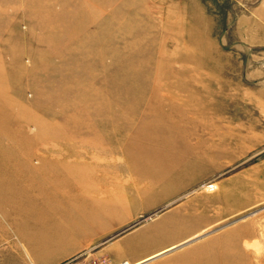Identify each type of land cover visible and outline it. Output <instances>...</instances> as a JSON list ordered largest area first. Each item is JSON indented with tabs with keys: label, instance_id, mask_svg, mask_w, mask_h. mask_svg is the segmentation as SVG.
<instances>
[{
	"label": "rangeland",
	"instance_id": "rangeland-1",
	"mask_svg": "<svg viewBox=\"0 0 264 264\" xmlns=\"http://www.w3.org/2000/svg\"><path fill=\"white\" fill-rule=\"evenodd\" d=\"M250 73L264 74V0H0V264H19L17 240L27 239L29 224L39 223L38 238L55 249L82 229L79 220L65 224L42 212L26 193L28 186L36 187L42 190L41 204L55 202L52 189L59 187L60 173L29 170L44 153L40 134L48 129L43 123L59 121L114 122L116 155L124 142L120 128L139 123L130 129L125 159L136 182L150 181L138 190L149 189V195L131 203L130 213L138 214L117 227L116 236L63 263L121 262L102 250L149 214L155 212L154 218L180 200L207 193L217 203L215 190L203 186L221 181L227 185L228 209L240 203L243 209L222 218L216 208L221 223L171 251L174 264H264V123L251 118L255 115L245 102L244 129L235 123V103L246 83L241 78ZM187 112L191 118H185ZM173 116L178 120L166 123ZM160 133L167 137L162 142ZM203 139L210 147L209 165L203 162ZM144 140L152 142L143 146ZM79 141L68 138L67 152H99L90 140ZM204 165L221 173L184 196L156 204L175 191L179 177L203 172ZM162 181L165 185L155 189ZM82 212L96 222L91 211ZM139 239L134 233L122 242L139 249L157 244Z\"/></svg>",
	"mask_w": 264,
	"mask_h": 264
},
{
	"label": "crops",
	"instance_id": "crops-1",
	"mask_svg": "<svg viewBox=\"0 0 264 264\" xmlns=\"http://www.w3.org/2000/svg\"><path fill=\"white\" fill-rule=\"evenodd\" d=\"M249 75L241 78V81L246 82L245 85L243 83L240 85L243 97L240 102L236 100L235 103V123L241 129H244V126H242L244 122V102L249 104L248 107L251 109V114L255 115L254 118H251L262 125L264 123V74L255 76L254 73H250ZM244 90L247 94L245 96ZM147 110H149V106L146 107L144 114ZM223 111L224 103L220 105V114ZM189 114L188 112L185 114L186 119L191 118ZM224 117L226 122V116ZM173 120L178 119L173 116L166 123L172 124ZM166 123L162 124V126L172 129ZM129 124L131 125V122ZM43 125H46L44 128L48 129L47 131L43 130L40 134V139L45 141L42 145L44 153L41 155L42 159H40L38 167H33L29 172L33 175L45 172H59L60 185L56 189H52L56 199L54 203H50L47 206L40 203V193L42 190L28 186L26 193L36 200L37 206L42 209V212L45 210L51 217L61 220L65 224L71 223L72 219L75 221L79 220L82 229L80 232H73L72 234L76 235L72 236L70 240H66L65 246L55 249L52 248L49 242L38 238V233L41 229L39 223L29 224L26 230L27 239L23 240L20 238L17 240L18 247L14 255L19 257V264H62L85 250L96 246L98 242L99 244L102 243V240L112 235L117 227L127 225L132 217L138 214V212L133 215L130 213L131 203H141L145 199L144 197L149 195L147 193H150L149 189L144 193L145 195L138 192V190L146 188L150 181L147 178H142L139 183L136 182L134 172L128 170L130 162H127L125 159L126 156L128 157L132 146L131 139L129 138L131 136L130 129L134 128L135 130V128H139V123L136 124L134 122L129 127L123 126L120 128L121 134H117L124 142L120 144L121 147L118 148L119 153L117 155L114 151H111V149H114L113 141L116 137L115 128L117 124L114 122L95 121L73 124L67 121H59L46 122ZM247 127H250L249 129L251 130L255 128L254 124ZM169 132V135H174V131ZM37 134L39 132L34 135V139H36L35 136ZM163 134L160 133L158 136L161 142L167 138ZM247 134L253 136V132ZM72 137L75 139L79 138L80 143L83 140H90L91 142L89 141L88 144L96 145V149L99 152L83 153L80 151L74 154L68 153L66 141ZM172 141L177 142L176 139H172ZM205 141L203 139L202 148L205 154H203L205 156L203 162L206 161L209 165L212 157L210 147L204 146ZM207 141L206 145H209L210 140L207 139ZM147 142L150 143L152 141H142L143 146H146ZM188 142L190 141L188 140ZM35 148H38V146L34 142L33 150ZM161 156L163 157V154ZM157 158L159 157H155V159ZM204 167L203 172H192L189 178L182 180L179 177L176 181L178 186L175 191L169 194L168 197L165 196L159 199L156 204L160 205L161 202H166L167 199L178 198L179 195L184 196L187 191L194 190V188H197L204 182L211 181L213 177L221 173L218 172L221 169L219 162V170L209 169L210 166L204 165ZM131 183L135 187L133 195L130 194ZM214 184L216 185V189L213 197L216 198L217 196L219 199L217 203L211 202L212 196L207 193L198 194L194 200H180L171 208L160 212L154 218L152 216L146 218L149 215L146 216L144 218L146 221L143 224L116 238L102 251L115 262L125 261L128 264H174L171 251L189 243L209 226L221 223V219L213 213L216 208L221 210L219 214L222 218L232 216L243 209L241 203L239 207L231 204L232 206L228 209L227 206L230 199L226 198L227 185L221 183V181H214ZM164 185L162 181L157 186L155 185L154 188L159 189ZM52 190L49 189V191ZM116 195L119 197H117V202ZM152 206L154 205H150L148 208H152ZM84 208L94 214L95 223L90 221L88 219L90 217L82 212ZM155 218L159 219L155 222L153 221ZM3 227L4 223L0 218V228ZM134 233L140 237V242L157 240V244L146 249H139V245L135 243L122 242L125 236ZM20 255L25 257L24 261H20Z\"/></svg>",
	"mask_w": 264,
	"mask_h": 264
},
{
	"label": "built area",
	"instance_id": "built-area-1",
	"mask_svg": "<svg viewBox=\"0 0 264 264\" xmlns=\"http://www.w3.org/2000/svg\"><path fill=\"white\" fill-rule=\"evenodd\" d=\"M203 189L206 192H213L215 190V184L213 182H207L204 184ZM89 264H112L108 259L106 258H100V259H94V260H90L88 262ZM63 264H70L69 262L67 263H63ZM117 264H127L126 262H120Z\"/></svg>",
	"mask_w": 264,
	"mask_h": 264
},
{
	"label": "water",
	"instance_id": "water-1",
	"mask_svg": "<svg viewBox=\"0 0 264 264\" xmlns=\"http://www.w3.org/2000/svg\"><path fill=\"white\" fill-rule=\"evenodd\" d=\"M153 215V213L152 214H149V216L148 217H146V218H149L150 216H152ZM131 226H129V227H127V228H125V229H123L121 232H123V231H125L126 229H128V228H130ZM121 232H119V233H121ZM118 233V234H119ZM117 234H115L114 236H116ZM114 236H112V237H114Z\"/></svg>",
	"mask_w": 264,
	"mask_h": 264
},
{
	"label": "bare ground",
	"instance_id": "bare-ground-1",
	"mask_svg": "<svg viewBox=\"0 0 264 264\" xmlns=\"http://www.w3.org/2000/svg\"><path fill=\"white\" fill-rule=\"evenodd\" d=\"M125 262V261H124ZM127 263V262H126ZM128 264V263H127Z\"/></svg>",
	"mask_w": 264,
	"mask_h": 264
}]
</instances>
